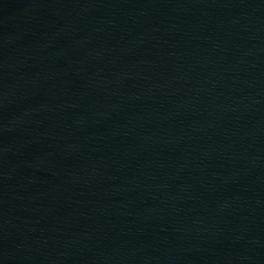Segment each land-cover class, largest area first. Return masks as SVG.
<instances>
[{
	"label": "water",
	"instance_id": "obj_1",
	"mask_svg": "<svg viewBox=\"0 0 264 264\" xmlns=\"http://www.w3.org/2000/svg\"><path fill=\"white\" fill-rule=\"evenodd\" d=\"M0 264H264V0H0Z\"/></svg>",
	"mask_w": 264,
	"mask_h": 264
}]
</instances>
